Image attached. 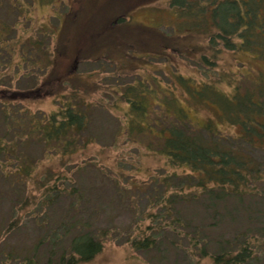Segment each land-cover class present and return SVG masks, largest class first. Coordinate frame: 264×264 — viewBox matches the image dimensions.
Wrapping results in <instances>:
<instances>
[{"label": "trees", "instance_id": "obj_1", "mask_svg": "<svg viewBox=\"0 0 264 264\" xmlns=\"http://www.w3.org/2000/svg\"><path fill=\"white\" fill-rule=\"evenodd\" d=\"M52 1L30 0L28 9L34 8L35 2L47 6ZM25 4V0H0V49L9 48L20 58L24 45L20 44L16 28L19 19L24 17ZM169 9L176 17L177 26L171 29L174 36H167L171 44L159 45L161 50L181 55L183 48L173 39H188L201 33L206 50L213 58L209 60V56L202 54L198 59L207 72L216 70L213 60L222 50L250 53L264 59V0H170ZM121 19L124 17H117L119 28L114 27L110 32L148 30L153 34L149 28L124 24ZM106 28L104 26L103 30ZM155 31L154 36L158 37L160 34ZM108 44L109 48L114 43ZM115 45L118 47L117 40ZM132 48L128 46L122 55L127 58ZM189 52V55L199 54L194 49ZM81 60H75L70 71L60 79L56 80L53 75L54 86L55 80L49 79L51 75L40 82L32 80L30 87L25 89L0 84V126L3 130L0 134V176L16 197L14 208L17 212L30 206L51 205V196L67 193L61 187L66 177L59 176L51 167L39 171L40 160H32L21 152L23 147L41 145L44 156H59L62 162L69 163L78 152L97 145V136L91 132L92 106L84 98L89 85L82 83L76 72ZM52 71L51 67L49 72ZM153 80L147 84L139 82L141 92L129 86L118 95L126 106L123 126H127L124 131H129L124 136L135 133L141 140L144 136L154 138L155 141H147L145 148L163 157L165 165L172 170L187 172L182 175L172 172L162 180L153 179L162 190L148 200L151 206L145 217L148 225H138L134 231L128 228L125 232H116V229L95 230L88 221H76L71 227H76L79 233L70 237L68 248L60 251L54 263L50 257L46 264L89 262L114 235L123 240L121 245H129L142 254L148 264H173L168 263V253L180 254L191 264H263L264 157L261 160L256 155L264 153V78L253 79L252 89L248 87L244 91L238 85L229 94L220 91L218 83L213 84L211 80L195 83L191 78H175L189 103L210 108L222 122L239 127L237 137L219 134L211 119L202 125L193 122L189 117L191 109L185 108L175 95L177 85L169 90ZM65 93L69 95L64 98L60 110L48 115L33 114L20 107L58 94L63 97ZM121 134L118 131L115 135ZM74 190L67 195L82 201V193ZM184 206L187 210L195 209L194 219L188 217L186 210L184 215ZM100 213L93 211V218ZM17 224L18 221L10 224L6 232L13 231ZM24 262L38 264L29 255Z\"/></svg>", "mask_w": 264, "mask_h": 264}, {"label": "rangeland", "instance_id": "obj_2", "mask_svg": "<svg viewBox=\"0 0 264 264\" xmlns=\"http://www.w3.org/2000/svg\"><path fill=\"white\" fill-rule=\"evenodd\" d=\"M29 2L25 0L24 17L19 19L16 28L20 44L24 45L23 56L13 55L9 48L0 49V84L25 89L30 87L32 80L40 82L50 75L49 79H54L55 75L58 80L70 71L75 60L82 59L76 72L82 83L89 85L84 98L92 106L91 132L96 134L98 142L78 152L69 163L62 162L59 156H44L41 145L23 147L21 152L32 160H40L39 171L51 167L59 176L66 177V182L58 185L67 193L51 196V205L41 208L30 206L17 212L14 208L16 197L0 176V264H25L24 259L28 255L34 263L46 264L50 257L54 263L60 251L68 248L70 237L79 233L76 227H71L76 221H88L95 230L116 229V232H125L128 228L134 231L138 225L146 226L149 224L146 213L151 209L148 200L156 191L162 190L153 179L159 177L162 180L172 172L179 175L187 172L172 170L165 165L163 157L145 148L147 141H155L154 138L144 136L141 140L135 133L124 136L129 131H124L127 126H123L126 106L118 95L125 88L133 86L135 92H141L139 82L147 84L155 78L154 82L159 81L171 90L177 85L175 78L183 76L195 83L211 80V83L219 84L220 91L229 94L238 85L244 91L248 87L252 89L253 79L264 78L262 57L236 51L222 50V54L213 60L216 70L207 72L198 59L202 54L209 56V60L213 58L206 50L201 33L188 39H173L184 49L181 55L161 50L159 45L171 44L167 36H174L171 29L177 26L176 17L169 13L170 0H53L47 6H39L35 2L34 8L28 9ZM118 16L124 17L121 19L124 24L149 28L153 34L148 30L110 32L114 27L119 28ZM104 26L107 28L103 30ZM155 30L160 34L158 37L154 36ZM113 39L117 40L118 47H115L116 40ZM110 41L114 44L108 48ZM128 46L133 48L125 58L122 51ZM190 49L199 54L189 55ZM51 67L52 73L49 72ZM56 80L52 82L53 86ZM176 89L175 95L182 105L191 109L189 117L193 122L202 125L211 119L222 136H239V127L222 122L210 108L189 103L178 85ZM63 95L24 103L20 107L33 114L48 115L60 110L69 94ZM1 130L0 126V134ZM118 131L122 134L116 137ZM114 136L117 138L115 141ZM141 141L143 144L138 145ZM256 157L261 159L264 153ZM73 190L82 193V201L67 195ZM95 210L101 212L97 218L92 215ZM185 210L188 217L194 219L195 209L187 210L184 206V215ZM15 221H18L17 227L6 232ZM122 241L117 235L110 237L101 253L80 264H148L142 254L133 251L129 245H121ZM172 254L168 253V263L191 264L180 254Z\"/></svg>", "mask_w": 264, "mask_h": 264}]
</instances>
